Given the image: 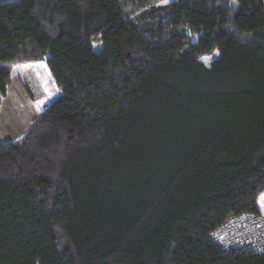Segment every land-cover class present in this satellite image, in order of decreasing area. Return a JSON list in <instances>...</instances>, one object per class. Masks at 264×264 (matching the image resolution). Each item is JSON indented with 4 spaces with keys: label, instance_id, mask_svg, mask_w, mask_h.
<instances>
[{
    "label": "trees",
    "instance_id": "1",
    "mask_svg": "<svg viewBox=\"0 0 264 264\" xmlns=\"http://www.w3.org/2000/svg\"><path fill=\"white\" fill-rule=\"evenodd\" d=\"M38 63L60 95L0 141V264H264L211 238L264 215V0H0L2 95Z\"/></svg>",
    "mask_w": 264,
    "mask_h": 264
},
{
    "label": "crops",
    "instance_id": "2",
    "mask_svg": "<svg viewBox=\"0 0 264 264\" xmlns=\"http://www.w3.org/2000/svg\"><path fill=\"white\" fill-rule=\"evenodd\" d=\"M12 81L7 89L6 96L0 91V112L3 105H9L14 112V120L7 130L10 136L16 135L19 138L32 125L37 117V111L33 97L48 96L56 99L60 93L53 88V81L45 63L13 65L10 68ZM50 89L52 95L45 90ZM54 95V96H53Z\"/></svg>",
    "mask_w": 264,
    "mask_h": 264
},
{
    "label": "built area",
    "instance_id": "3",
    "mask_svg": "<svg viewBox=\"0 0 264 264\" xmlns=\"http://www.w3.org/2000/svg\"><path fill=\"white\" fill-rule=\"evenodd\" d=\"M212 240L225 251L264 253V217L256 213L235 216L213 232Z\"/></svg>",
    "mask_w": 264,
    "mask_h": 264
},
{
    "label": "rangeland",
    "instance_id": "4",
    "mask_svg": "<svg viewBox=\"0 0 264 264\" xmlns=\"http://www.w3.org/2000/svg\"><path fill=\"white\" fill-rule=\"evenodd\" d=\"M96 48L99 49V47H96ZM218 54L219 53L216 51L213 55H211L209 57H204L202 60L205 63H208V62H210V60L216 58L218 56ZM45 68H46V65H45ZM47 71H48V69H47ZM52 86H53V88L55 87L56 90H58V88L54 84ZM45 90L48 91L52 95L50 89H48L47 87H45ZM58 92L60 93L59 90H58ZM51 100H54V98L51 99ZM5 104L3 105V109H1V112H0V141L2 143H7V142L15 141L16 139L19 138V136H16V135L10 136L9 133L7 132L8 128H9V126L11 124V121L14 120L13 119L14 118V112H13V109L11 108L10 104L9 105H5ZM261 216L264 217V215H261Z\"/></svg>",
    "mask_w": 264,
    "mask_h": 264
}]
</instances>
